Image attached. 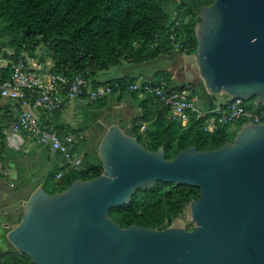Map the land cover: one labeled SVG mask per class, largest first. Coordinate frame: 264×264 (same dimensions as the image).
Segmentation results:
<instances>
[{
  "label": "water",
  "instance_id": "water-1",
  "mask_svg": "<svg viewBox=\"0 0 264 264\" xmlns=\"http://www.w3.org/2000/svg\"><path fill=\"white\" fill-rule=\"evenodd\" d=\"M198 15L195 53L131 65L127 78L155 79L181 61L187 81L201 78L209 94L264 106V0H214ZM243 121L220 148L188 146L167 159L111 120L98 146L103 172L0 208L5 216L23 208L7 239L34 264H264V123ZM157 181L200 189L189 204L193 228L112 219V208Z\"/></svg>",
  "mask_w": 264,
  "mask_h": 264
},
{
  "label": "trees",
  "instance_id": "trees-1",
  "mask_svg": "<svg viewBox=\"0 0 264 264\" xmlns=\"http://www.w3.org/2000/svg\"><path fill=\"white\" fill-rule=\"evenodd\" d=\"M213 1L0 0V50H12L10 59L15 62L24 52L42 61L38 51L44 49L53 61L50 72L68 78L81 73L90 79L93 87L111 84L113 81L99 83L98 74L123 62L143 64L176 52L195 53L198 47L195 36L198 13ZM171 2L175 3L176 17L170 22L166 7ZM186 17H189L187 22L184 21ZM172 33H175V42L180 46L178 51H175L170 39ZM155 36H158V43L150 47ZM0 72L8 77L10 66L0 69ZM155 79L165 80L169 85L175 83L173 74L168 70L159 71ZM199 95L203 107L208 109L226 104L230 98L224 94L227 98L220 101L218 95L208 92H199ZM149 96L155 99L153 108L156 113L150 115L146 111L142 120L150 122L149 126L140 132L141 125H134L129 134L136 136L149 150L155 151L162 146L167 159L174 158L188 146H196L198 150L218 149L232 141L244 123L233 122L237 123L236 131L230 127L233 123H229L207 132L204 118L193 114L189 123L183 126L172 117L167 106L156 97ZM246 103L250 109L263 108L254 107L250 101ZM99 160L92 161L85 155L80 167L69 169L65 166L67 171L62 173L58 182L45 189L56 193L68 188L76 179L87 180L100 175L103 167ZM199 193L200 189L192 185L157 181L150 189H138L128 204L112 208L109 214L122 227L137 224L163 229L182 217L186 207ZM20 220L21 216L18 221L11 219V222L16 224ZM0 264L34 263L15 249L0 252Z\"/></svg>",
  "mask_w": 264,
  "mask_h": 264
},
{
  "label": "built area",
  "instance_id": "built-area-1",
  "mask_svg": "<svg viewBox=\"0 0 264 264\" xmlns=\"http://www.w3.org/2000/svg\"><path fill=\"white\" fill-rule=\"evenodd\" d=\"M189 17H186L185 22ZM180 22V21H179ZM175 51L180 46L175 42V33L170 36ZM155 36L150 47L157 45ZM0 69L2 67L0 66ZM131 92L151 95L159 99L170 109L173 118L186 126L191 115L204 118V129L213 132L218 125L229 124L244 119L254 123H264V106L261 109H250L244 99L229 98L226 104H218L215 108H202V99L196 84L186 82L183 85H169L165 80H113L111 84L93 87L90 79L81 73L71 78L50 71H42L39 60L24 52L17 61L10 64V74L4 77L0 72V100H16L21 108L15 121L10 124V135L7 136L9 146L19 149L24 144L21 132L27 133L37 145L47 147L60 154L67 168H78L82 158L74 151V145L82 136L73 133L60 135L42 126L39 117L34 113L35 107L47 112L62 111L64 106L77 98L97 101L115 92ZM143 132L146 127L142 126ZM4 159L0 155V169L4 168ZM62 177V172L57 178Z\"/></svg>",
  "mask_w": 264,
  "mask_h": 264
},
{
  "label": "crops",
  "instance_id": "crops-1",
  "mask_svg": "<svg viewBox=\"0 0 264 264\" xmlns=\"http://www.w3.org/2000/svg\"><path fill=\"white\" fill-rule=\"evenodd\" d=\"M38 53L43 57V60L39 61L41 70L50 71L53 65L50 54L44 49H40ZM10 55H12V50H0L2 69L9 67L12 63ZM36 58L39 60L38 57ZM130 66L131 64L123 62L119 66L100 72L97 81L107 83L116 79L127 78ZM167 70L173 74L175 85L177 83L183 85L187 82L181 81L180 77L177 76L178 67L177 71L171 68ZM139 79L147 80L145 77L134 80L139 81ZM218 98L220 101H224L227 97L220 94ZM153 101L155 99H151L149 95L122 91L112 93L93 102L86 98H77L69 101L62 111L50 113L40 107H35L33 111L39 117L40 124L47 129L60 135L67 133L81 135L82 138L74 145L75 152L82 159L86 155L90 160L98 161L94 150L99 146L104 131L103 127L98 129L97 125L103 126L113 120L118 122L127 134L132 132L134 125L147 127L150 122L143 121L142 117L146 111L150 115L156 113L153 108ZM201 107L203 108V104ZM20 110L16 100H0V155L4 159L5 165L4 168L0 169V203H5L2 206L0 204V208L28 199L37 187L46 188L53 181L58 182L57 174L67 171L66 163L60 154L35 144L25 132L20 133L24 139V144L19 149L9 146L7 136L10 135V124L16 119ZM141 130L140 128V132H142ZM80 142L85 144L82 151L77 150L81 145ZM20 210L23 211V208L18 207L8 212V214H12L10 217L7 214L9 218L0 212L2 230L7 228L5 224L10 225L11 219H14V215Z\"/></svg>",
  "mask_w": 264,
  "mask_h": 264
},
{
  "label": "rangeland",
  "instance_id": "rangeland-1",
  "mask_svg": "<svg viewBox=\"0 0 264 264\" xmlns=\"http://www.w3.org/2000/svg\"><path fill=\"white\" fill-rule=\"evenodd\" d=\"M166 12L168 14V20L170 22L173 21L175 19V17H176L175 3H173V2L169 3V5L166 7ZM177 67H178V65L174 63L169 68H171L172 70L176 69V71H177ZM194 69L196 71V68H194ZM139 81H142V79H139ZM195 83H196L197 87L199 88V92L207 93V90L205 89L201 78L198 77L197 80H195ZM176 85H179V84L177 83ZM250 102H252V100ZM230 127H231V129L233 131H236L238 129L237 123L231 124ZM79 144H81V145H80V147L77 148V150L82 151V149L84 148L85 144H83L82 142H80ZM94 154H95L97 160L100 161L99 159H101V158H100V155H99L98 147L95 148ZM53 185H55L54 181L49 186H53ZM22 214H23V211L20 210L19 213H16V215H14V219L13 220L15 222L18 221V219L20 218V216H22ZM11 223H10V227L9 228L3 229V230H2V226L0 225V252H2V251H10V250H15L16 249L13 246V244L7 239V233L12 228H14L17 225V223L16 224L15 223L11 224ZM173 224L180 225V226H185V227L186 226H192V228H193L194 225H193L192 220H191V213H190V207L189 206L186 207L185 213L183 214V216L175 219Z\"/></svg>",
  "mask_w": 264,
  "mask_h": 264
},
{
  "label": "flooded vegetation",
  "instance_id": "flooded-vegetation-1",
  "mask_svg": "<svg viewBox=\"0 0 264 264\" xmlns=\"http://www.w3.org/2000/svg\"><path fill=\"white\" fill-rule=\"evenodd\" d=\"M174 64V63H173ZM175 64H177L178 65V73H177V76L178 77H180V80L181 81H187V79H188V75H187V73L185 72V70H183L182 68H181V61H178V62H176ZM179 64H180V67H179ZM194 68H196L195 66H193L192 67V69L194 70ZM197 78L198 77H195V80H197ZM188 82V81H187ZM195 82V81H194ZM103 126H98L97 125V128L99 129V128H102ZM1 204V206L2 205H4L5 203L4 202H1L0 203ZM9 215V217H10V215H12V214H8ZM8 215H6L7 217H8ZM8 217V218H9ZM7 218V219H8Z\"/></svg>",
  "mask_w": 264,
  "mask_h": 264
}]
</instances>
